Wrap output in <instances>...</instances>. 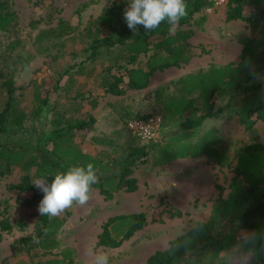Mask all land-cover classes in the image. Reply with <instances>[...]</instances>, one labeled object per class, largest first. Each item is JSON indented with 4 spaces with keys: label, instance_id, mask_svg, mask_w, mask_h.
Masks as SVG:
<instances>
[{
    "label": "rangeland",
    "instance_id": "rangeland-1",
    "mask_svg": "<svg viewBox=\"0 0 264 264\" xmlns=\"http://www.w3.org/2000/svg\"><path fill=\"white\" fill-rule=\"evenodd\" d=\"M113 1L119 0L3 1L2 11L15 14L16 20L7 31H0V110L9 96L7 82L12 81L15 87L12 108L26 115V124L30 119L28 117L42 105L41 113L48 129L67 121L75 122L79 118L88 119L93 116L96 119L93 127L75 133L76 143L84 151L102 156L105 160L108 157L121 160L126 150L147 147L149 155L134 167V176L141 185L136 194H124L122 191L106 199L99 189L93 188L86 205H74L62 213L63 226L58 233L61 247L49 254L37 246L29 252L24 250L17 255L12 254L11 246L15 240L36 234L38 205L43 198L31 205L17 202L18 190L10 185L21 181L25 170L20 167L13 173L0 177V210L13 223L11 231H0V264L4 260L8 264L45 261L55 256L61 257L64 250L73 252L74 264H92L94 253L98 250L108 254L109 264H146L147 259L157 250L169 248L172 240L199 221H207L211 216L208 211L211 201L216 196L228 194L229 184L235 175L232 168H221L204 161L212 165L206 175L212 179L205 180L199 187L200 193L194 196L195 202L188 200L189 209H180L174 195V160L181 157L178 154L187 152V146L176 141L167 143V158L177 157L168 163L156 164L159 146L169 137L184 131L179 125H175L179 121L177 118L165 116L163 101L157 95V90L164 87V98L177 93L178 85L172 79L177 75L176 69H165L162 70L163 73L153 74L147 88L136 90L128 87L126 69L135 66L147 68L148 54L141 53L137 64L129 62L126 47L102 50L89 57L93 38L108 33L105 27L97 30L93 21ZM228 4L215 9L214 15L210 14L209 18L205 13H198L191 23L183 26V30L192 32V39L189 41L194 45L200 44L205 52L210 45L218 48L219 42L228 37L230 29L223 13ZM247 10L249 14L253 9L249 7ZM257 12L258 10L250 16H256ZM60 20L70 24L73 30L67 32L65 28L64 34L61 31L53 32L54 28L61 30L65 26ZM59 24L61 25L58 26ZM246 32L250 37L259 36V29L250 24ZM40 33L43 37L38 39ZM235 37L240 40L247 36L234 35ZM157 41L158 37L153 39L154 43ZM25 64L28 66L25 67ZM257 79H264V73ZM110 86L120 88L121 94L108 92L106 89ZM45 100L46 104H43ZM223 101L228 104L227 99ZM223 101L218 98V106L224 104ZM152 115L163 118L161 138L146 140L135 137L130 130V123L136 118ZM239 122L237 117L229 123L230 132L227 129L221 131L224 136L221 145L231 157L242 146L264 142V125L246 130ZM209 129H204V132ZM16 136L20 138L25 135ZM34 138L35 133L31 136V139ZM3 139L5 138L0 136V140ZM216 184L223 188L222 194ZM26 196L31 197L32 194L26 193L25 198ZM187 204L183 201L181 205ZM177 211L182 212V215L171 216V213ZM130 212L147 213L148 222L144 229L124 241L120 247L99 246L103 223L111 216ZM21 222L24 224H20ZM242 236L252 237V231L244 228L238 231L232 248L222 253L227 264H244L249 251ZM249 264H257L253 253Z\"/></svg>",
    "mask_w": 264,
    "mask_h": 264
},
{
    "label": "trees",
    "instance_id": "trees-1",
    "mask_svg": "<svg viewBox=\"0 0 264 264\" xmlns=\"http://www.w3.org/2000/svg\"><path fill=\"white\" fill-rule=\"evenodd\" d=\"M3 1L0 0V31H7L15 23L16 16L2 11ZM186 4L187 16L180 21L174 34L169 33L166 22L156 31L146 34L141 25L137 26L135 32L127 27L123 13L128 6V0L113 1L93 21L97 30L105 27L108 33L93 38L89 57L102 50L126 47L129 62L137 64L141 53L148 54L147 68L135 66L126 69L129 88H147L157 70L179 67L182 62L190 60L188 38L192 32L183 30L182 27L191 23L197 13H204L207 8L213 7V2L186 0ZM246 5L258 10L256 16L245 13ZM226 18L228 21L242 19L248 22L259 29V36L240 38L243 51L239 60L222 66L212 65L208 70L189 73L174 81L178 85L175 95L164 98L166 88L157 90L158 98L163 101L165 116L177 118L179 121L175 125H179L184 131L169 137L164 144L157 145L159 148L156 164L168 163L179 155L205 156L221 168H232L235 175L229 184L228 194L220 195L214 201L210 218L199 221L172 240L169 248L157 250L147 259L146 264H227L222 253L232 248L237 233L242 228L252 231L255 245L251 252L257 264H264V142L242 146L231 157L221 145L224 139L217 128H211L204 133L200 129L208 117H218L223 111L221 107L216 108L218 96H228L227 115L238 117L246 130L253 129L258 120L264 121V79H257L264 73V0H230ZM60 22L65 26L61 30L54 28L53 32L61 31L64 34L73 30L70 24L61 20ZM42 33L38 35V39L43 37ZM156 37L158 41L154 43L153 39ZM150 51L152 54H149ZM24 66L27 67L28 64ZM7 83L9 96L0 110V136L5 138L0 140V177L13 173L18 167L25 170L21 181L10 185L18 190V203L31 205L43 198V192L32 184L35 178L66 172L71 166H86L88 163L95 165L99 177V182L92 187L99 189L106 199L112 198L120 190L133 192L138 189L134 167L149 155L147 147L130 148L123 153L121 160L111 157L105 160L102 156L86 152L76 143L75 133L93 127L96 121L93 116L88 119L79 118L75 122L67 121L63 125L48 129L46 119L41 113L42 105L28 117L30 119L26 124V115L12 108L15 87L12 81ZM106 90L121 94L118 87L110 86ZM195 92H198V97L194 96ZM197 100L201 102L200 106H196ZM43 104H46V100ZM162 130L163 118L160 138ZM34 133L36 138L31 139ZM17 134H24L27 138H17ZM174 141L186 145L187 152L167 158L165 147L167 143ZM53 179L54 176L47 177L49 183ZM216 188L220 194L223 193L219 184H216ZM26 193H31L32 196L25 198ZM181 215L180 211L171 213V216ZM147 222L146 212L114 215L103 223L98 245L117 248L144 228ZM62 226L61 215L48 217L39 214L36 234L15 240L11 246L12 254L17 255L24 250L29 252L36 246L48 254L60 248L58 233ZM12 229L10 217L3 216L0 210V231L9 232ZM246 249L249 251L247 247ZM74 263L73 252L64 250L61 257L30 261L27 264ZM1 264H8L7 260Z\"/></svg>",
    "mask_w": 264,
    "mask_h": 264
},
{
    "label": "clouds",
    "instance_id": "clouds-1",
    "mask_svg": "<svg viewBox=\"0 0 264 264\" xmlns=\"http://www.w3.org/2000/svg\"><path fill=\"white\" fill-rule=\"evenodd\" d=\"M187 16L186 0H128L123 17L127 27L134 32L141 25L146 34L156 31L163 22L168 25L170 34H174L180 26V21ZM54 176L51 183L47 177ZM99 182L97 170L93 163L86 166H71L66 172L54 175H41L32 181L37 189L43 192V199L39 202L38 212L41 216L57 217L67 209L84 206L91 198L93 185ZM244 245L249 249L244 264L251 260V250L255 239L251 236L241 237ZM92 264H109V256L103 251H96Z\"/></svg>",
    "mask_w": 264,
    "mask_h": 264
},
{
    "label": "crops",
    "instance_id": "crops-1",
    "mask_svg": "<svg viewBox=\"0 0 264 264\" xmlns=\"http://www.w3.org/2000/svg\"><path fill=\"white\" fill-rule=\"evenodd\" d=\"M249 7H252L253 9L252 12L248 14L250 16L252 13L256 11V8L251 5H246L245 10H244L246 14L248 11L247 9ZM219 8L220 6L209 7L206 9L207 12L205 11L204 13L209 18L210 14L214 15L213 13L216 11L215 9H219ZM226 11L227 10L223 12L225 17H227ZM228 22L230 24V29L228 30V37L223 38L222 39L223 41L219 42L218 48H215V45H210V46H207V52H205L203 47L202 46L200 47V44L194 45L192 42L189 41L192 38L191 37L188 38V42L190 43V47H189L190 54H191L190 60L188 62H182L179 67L172 66V67L167 68V70L176 69L177 75L176 77L172 78L173 80L181 79L187 74L193 73L199 70H208L212 65L222 66V65H226V64L239 60L242 54V51H243V44L236 37L234 38V35L235 36L245 35L247 37H250V34L246 32L247 26L249 25V23L248 22L246 23V21L242 19H235V20H231ZM209 51L211 52L208 54ZM158 72L163 73L162 70H158L154 74ZM194 96L198 97V92H195ZM218 98L222 99V101L226 99L228 100V96H221V97L218 96ZM217 99H216L217 109L221 107L223 108V111L220 113L218 117H208L203 122V124L200 126V129L201 131L204 132V129L217 128L220 131L219 135L222 136L224 139V136L221 134V131H224L225 129H227V131L230 132L229 123H231L237 117H235L234 119V117L228 116L229 114L227 113L228 110L226 108L227 103L225 104V101H223L224 104L218 106ZM200 105H201V102L197 100L196 106H200ZM263 125H264V121L258 120L254 128H257V126L263 127ZM174 161L176 162L174 195L176 197V203L180 206V209L186 210V209H189L188 206L190 203L188 202V200L191 199L190 201L195 202L196 198L194 196L200 193L199 187L203 185L205 180L212 179V177L208 178L209 176H206L208 174V169L212 168V165L204 161H209L215 166L217 165L213 163L212 161H210L205 156L180 157ZM137 183H138V189H140L141 185L139 184V182ZM213 185L215 184L213 183ZM138 189L133 192H128L126 190H120L117 193H115V195L119 194L122 191H124L123 192L124 194H129V195L136 194L138 192ZM218 197L219 196H216L214 198V201ZM183 201H185L188 204L186 206H182L181 204L183 203ZM214 201H211L212 203L208 209L209 212H211L212 210V205ZM200 203H203V202H200ZM130 213H138V212H130ZM120 214H129V213H120ZM142 229H140L139 231H141Z\"/></svg>",
    "mask_w": 264,
    "mask_h": 264
},
{
    "label": "built area",
    "instance_id": "built-area-1",
    "mask_svg": "<svg viewBox=\"0 0 264 264\" xmlns=\"http://www.w3.org/2000/svg\"><path fill=\"white\" fill-rule=\"evenodd\" d=\"M213 6H223L230 2V0H211ZM162 124V117L152 115L147 118L134 119L129 127L133 135L137 138L146 140H156L160 136Z\"/></svg>",
    "mask_w": 264,
    "mask_h": 264
}]
</instances>
